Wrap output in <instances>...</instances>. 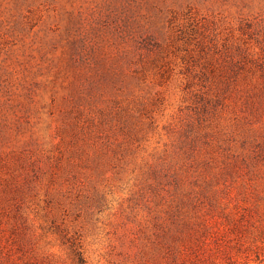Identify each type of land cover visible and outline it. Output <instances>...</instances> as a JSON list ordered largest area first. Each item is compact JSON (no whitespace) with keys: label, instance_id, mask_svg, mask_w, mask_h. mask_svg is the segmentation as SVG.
<instances>
[{"label":"rangeland","instance_id":"1","mask_svg":"<svg viewBox=\"0 0 264 264\" xmlns=\"http://www.w3.org/2000/svg\"><path fill=\"white\" fill-rule=\"evenodd\" d=\"M179 208L264 264V0H0V264H112Z\"/></svg>","mask_w":264,"mask_h":264},{"label":"trees","instance_id":"2","mask_svg":"<svg viewBox=\"0 0 264 264\" xmlns=\"http://www.w3.org/2000/svg\"><path fill=\"white\" fill-rule=\"evenodd\" d=\"M152 223L122 233L119 260L112 264H251L240 216L179 208ZM70 247L72 264H88L80 241Z\"/></svg>","mask_w":264,"mask_h":264}]
</instances>
